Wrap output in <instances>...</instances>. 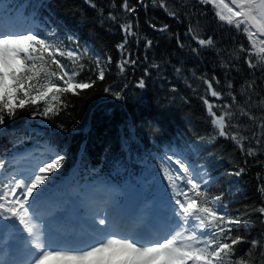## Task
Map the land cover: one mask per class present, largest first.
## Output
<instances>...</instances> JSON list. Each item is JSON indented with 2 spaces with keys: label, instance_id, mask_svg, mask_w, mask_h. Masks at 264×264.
<instances>
[{
  "label": "snow or ice",
  "instance_id": "1",
  "mask_svg": "<svg viewBox=\"0 0 264 264\" xmlns=\"http://www.w3.org/2000/svg\"><path fill=\"white\" fill-rule=\"evenodd\" d=\"M85 3L91 21L69 10L118 42L82 43L50 0H0V264H264V0ZM170 73L202 128L173 126L191 96ZM101 86L142 115L69 167L76 103Z\"/></svg>",
  "mask_w": 264,
  "mask_h": 264
},
{
  "label": "trees",
  "instance_id": "2",
  "mask_svg": "<svg viewBox=\"0 0 264 264\" xmlns=\"http://www.w3.org/2000/svg\"><path fill=\"white\" fill-rule=\"evenodd\" d=\"M52 7L56 13L62 17L66 22L78 25V32L82 36V42H88L94 44L97 48L104 44H111L113 39L118 42V36L113 33L107 32L106 29H100L99 25L93 29L90 25H84L80 23L79 16H74L72 11L69 10V5L73 10H79L88 15L91 21L94 13L90 12L89 6L85 3V0H53ZM214 23V22H213ZM215 26V25H214ZM219 31V28H217ZM227 32V29H225ZM192 65H189L191 67ZM115 73H113L114 75ZM139 75V73H137ZM173 73L169 74V79H172ZM172 82L177 83L179 87V96L188 95L191 96V103L185 104L181 99L177 98L175 104L171 108L173 116V126L183 125L185 128H191L194 125L197 129L203 127L202 120L200 119L202 111V102L195 96H192L191 90L187 89L184 85L183 79L176 77L172 79ZM168 81L163 83H153L150 85L147 92L145 104L150 105L153 109L161 107L159 101L162 100L163 94L167 89ZM136 103V104H134ZM114 107V112L111 114L108 109ZM143 104L138 99L129 98L125 101L116 100L110 94L103 91V86L97 88L87 99L83 101H77L76 110L73 112L75 120V142L76 147L81 142L83 132L86 131L88 135L86 138L91 140L94 148L100 149L101 139L106 141H115V136L118 132L119 120H129L128 113L133 115V119L139 120L142 115L141 108ZM116 114V117L112 115ZM139 117V118H138ZM188 117L192 119V125H189ZM224 146H227V142H224L221 138ZM70 157L72 160L74 156V149H70ZM254 178H245L241 182V187L245 192L251 195L252 184Z\"/></svg>",
  "mask_w": 264,
  "mask_h": 264
}]
</instances>
